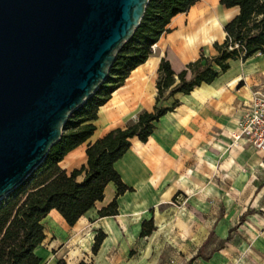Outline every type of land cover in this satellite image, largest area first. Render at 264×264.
I'll return each mask as SVG.
<instances>
[{
	"label": "crops",
	"instance_id": "1",
	"mask_svg": "<svg viewBox=\"0 0 264 264\" xmlns=\"http://www.w3.org/2000/svg\"><path fill=\"white\" fill-rule=\"evenodd\" d=\"M238 13L237 6L228 8L220 0H199L189 11L174 16L170 30L162 34L147 60L99 107L93 135L68 152L61 168L67 172L82 168L89 142L127 127L144 111L155 110L162 58L179 73L203 53L217 56L214 43L225 40L224 26ZM186 77L192 78L191 71ZM259 87L264 89L261 52L245 61L230 60L225 72L190 93L168 90L158 105L171 106L175 100L178 105L156 121L147 141L132 138L130 148L115 163L131 189L116 198L117 185L110 182L104 198L74 225L52 209L42 221L46 237L35 249L41 264L61 260L64 264H222L233 233L257 214L254 205L263 190L264 154L246 139L232 138L251 93ZM85 176L84 171L77 180ZM230 185L239 194L234 195ZM115 198L118 213L101 216L99 212ZM236 201L245 207L239 213L234 209ZM150 221L154 230L142 236L143 224ZM98 231L106 236L94 253ZM229 234L230 240L215 251Z\"/></svg>",
	"mask_w": 264,
	"mask_h": 264
},
{
	"label": "trees",
	"instance_id": "2",
	"mask_svg": "<svg viewBox=\"0 0 264 264\" xmlns=\"http://www.w3.org/2000/svg\"><path fill=\"white\" fill-rule=\"evenodd\" d=\"M199 0H150L141 24L134 35L124 44L110 69L108 78L98 90L68 118L61 139L52 146L45 160L27 180L0 201V264H41L42 259L35 249L46 237L43 219L52 209H57L70 225H74L95 203L102 200L110 182L117 185L116 198L130 190L115 168V163L130 148L132 138L147 141L155 123L179 103L161 107L160 99L170 90L175 93H190L202 83H211L221 72L230 67V60H247L254 54L264 53V0H220L230 8L237 6L239 13L224 26L226 33L222 43L215 42L217 56L204 53L181 72L176 73L171 63L162 58L157 81V102L153 112L144 111L135 122L125 128H117L94 142L86 149L87 164L67 172L60 162L64 157L94 133V120L98 109L120 87L132 70L147 60L152 45L163 33L169 31V23L179 13L187 12ZM191 71L192 78L187 80ZM179 82H176L175 77ZM86 172L79 182L78 176ZM99 213L101 216L118 213L117 199ZM245 212L240 223L251 213ZM154 230L153 222L143 224L142 236ZM235 230L231 229L230 234ZM229 236L215 249L223 248ZM106 234L98 231L93 252L96 253ZM58 264H64L59 261ZM80 264H88L82 261Z\"/></svg>",
	"mask_w": 264,
	"mask_h": 264
},
{
	"label": "water",
	"instance_id": "3",
	"mask_svg": "<svg viewBox=\"0 0 264 264\" xmlns=\"http://www.w3.org/2000/svg\"><path fill=\"white\" fill-rule=\"evenodd\" d=\"M150 0H0V201L106 81Z\"/></svg>",
	"mask_w": 264,
	"mask_h": 264
},
{
	"label": "rangeland",
	"instance_id": "4",
	"mask_svg": "<svg viewBox=\"0 0 264 264\" xmlns=\"http://www.w3.org/2000/svg\"><path fill=\"white\" fill-rule=\"evenodd\" d=\"M263 181L264 174L260 178V182ZM229 189L234 195L239 194L236 188L231 186ZM255 203L257 214L250 216L248 221L233 233L231 246L223 251L224 262L222 264H264V182L263 190ZM244 208L241 202H235L234 209L238 213ZM236 218L237 221L238 218ZM213 240L215 241V238ZM212 247L213 243L207 247L205 252L208 254Z\"/></svg>",
	"mask_w": 264,
	"mask_h": 264
},
{
	"label": "built area",
	"instance_id": "5",
	"mask_svg": "<svg viewBox=\"0 0 264 264\" xmlns=\"http://www.w3.org/2000/svg\"><path fill=\"white\" fill-rule=\"evenodd\" d=\"M156 47L157 43L153 44L152 50ZM232 138L235 141L246 139L264 154V89H256L251 93L249 104L239 118L237 130L232 133Z\"/></svg>",
	"mask_w": 264,
	"mask_h": 264
}]
</instances>
